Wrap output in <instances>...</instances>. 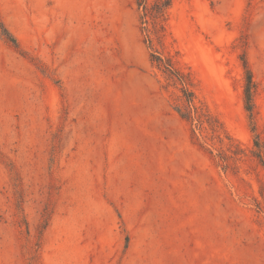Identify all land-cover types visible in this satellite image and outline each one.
<instances>
[{"label": "rangeland", "instance_id": "obj_1", "mask_svg": "<svg viewBox=\"0 0 264 264\" xmlns=\"http://www.w3.org/2000/svg\"><path fill=\"white\" fill-rule=\"evenodd\" d=\"M141 15L0 0V264H264V0Z\"/></svg>", "mask_w": 264, "mask_h": 264}, {"label": "trees", "instance_id": "obj_2", "mask_svg": "<svg viewBox=\"0 0 264 264\" xmlns=\"http://www.w3.org/2000/svg\"><path fill=\"white\" fill-rule=\"evenodd\" d=\"M135 3L139 9L142 11L141 19L143 20L142 23L146 24L147 20H152L156 25H159L158 31H156L157 38H161V34L159 35V32H162L163 25L161 22L165 21L167 10L170 6V0H155L153 4H149L148 0H135ZM143 30L147 31L146 27L142 28ZM2 35L6 38L7 41L11 42L12 44H16L15 38L6 30H2ZM146 41L148 45L151 46V38L149 35H146ZM151 60L157 62V65L162 67L165 71H168L170 74H173L176 76V78L180 81V83L183 85L182 87V93L185 96V102L187 103L189 110L186 113H181L179 111L178 114L182 119L185 120H191L192 116L190 115L191 111H194L196 108L193 104V97L192 92H190L187 89V86L189 85L188 81L186 80L187 77H185L182 73L177 71L171 61L169 59H166L165 62H162V59L158 57L154 52L151 53ZM245 86H244V106L245 110L248 112L250 123L252 124V130L255 129V126L253 125V115H254V104H253V93H254V83L251 78L250 70L245 68ZM254 146L258 148V151L255 153V155L261 159V153L259 151V143L258 141H254Z\"/></svg>", "mask_w": 264, "mask_h": 264}]
</instances>
